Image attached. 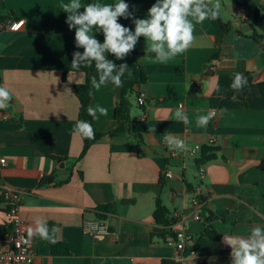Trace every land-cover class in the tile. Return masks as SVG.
Wrapping results in <instances>:
<instances>
[{
	"label": "crops",
	"instance_id": "crops-1",
	"mask_svg": "<svg viewBox=\"0 0 264 264\" xmlns=\"http://www.w3.org/2000/svg\"><path fill=\"white\" fill-rule=\"evenodd\" d=\"M250 1L264 7V0ZM66 2L0 0L1 18L24 21L17 32H0V86L12 94L2 110L9 119L0 113V187L21 193L20 216L27 233L39 217L55 240L29 237L35 250L32 264H231L224 234L247 236L252 227H264V171L259 167L264 158V47L253 29L244 33L235 25L238 20L252 23L244 0H221L216 20L197 23L189 17L195 41L166 63L155 61L148 51L151 42L141 36L135 46L137 62L148 80L136 90L145 104L140 106L133 95L131 121L117 120L121 87L108 83L98 91L92 88V106L105 107L107 115L97 113L103 137L82 157V136L73 131L81 121L74 86L98 74L69 76L73 53L82 48L75 45V29L65 23L67 13L60 4ZM80 2L86 5V0ZM155 2L128 0V27L134 31L133 19L146 18ZM256 32L261 36L263 30ZM94 34L102 43V32ZM237 73L249 77L251 87L233 89ZM180 106L188 124L174 118ZM212 110L215 121L197 126V117ZM167 135L182 139L188 149L198 144L217 149L216 158L202 165L203 182L196 163L201 152L172 157ZM211 138L217 139L215 146L208 145ZM193 168L194 181L189 177ZM167 171L174 178H166ZM44 177H53V183L40 186ZM187 184L200 187L204 198L200 220L194 219V192ZM158 198L175 223H156ZM3 210L0 203V243L8 231ZM202 213L215 217L213 225L221 235L216 248L224 253L181 259L166 240L184 227L196 243L205 229ZM99 219L108 223L111 234H85L84 224Z\"/></svg>",
	"mask_w": 264,
	"mask_h": 264
},
{
	"label": "clouds",
	"instance_id": "clouds-1",
	"mask_svg": "<svg viewBox=\"0 0 264 264\" xmlns=\"http://www.w3.org/2000/svg\"><path fill=\"white\" fill-rule=\"evenodd\" d=\"M60 8L67 13L65 23L69 29H75V45L83 52H74L72 58L73 75L82 66L91 67L94 63L97 76L91 78V87L99 90L112 83L116 87L123 85L122 77L129 70L126 63L117 65L107 58L112 54L117 60H123L132 52L141 36L150 41L148 51L155 54V61L166 63L178 54L186 52L195 41V24L206 19H219L222 11L221 0H156L148 9L146 18H134V31L119 23V18L128 19L129 5L125 0L115 4L88 3L82 5L80 0L61 3ZM83 8V11L80 9ZM95 30V31H94ZM102 32L101 43L94 33ZM151 58V57H150ZM71 81V80H70ZM246 85V78L241 73L235 74L232 88L240 90ZM89 95L92 92L89 91ZM12 101V94L6 86H0V110L7 109ZM93 120L99 115L106 116L107 109L100 105L87 108ZM214 110L197 117V126H207L216 116ZM175 119L188 124L189 119L183 106L177 108ZM82 137L92 139L95 136L93 126L88 121H77L74 130ZM164 140L170 150L187 151L188 145L180 138L167 135ZM55 232V229H52ZM28 236H39L55 243L46 220L37 217L28 228ZM223 243L231 248V264H264V227L255 226L247 236L224 234Z\"/></svg>",
	"mask_w": 264,
	"mask_h": 264
},
{
	"label": "trees",
	"instance_id": "trees-1",
	"mask_svg": "<svg viewBox=\"0 0 264 264\" xmlns=\"http://www.w3.org/2000/svg\"><path fill=\"white\" fill-rule=\"evenodd\" d=\"M93 0H86V4L92 3ZM117 2V0H114V4ZM125 2L128 4V0H125ZM244 5L247 7V11L249 16L252 18V27H253V34L256 38L260 39L261 36H257V28L264 31V7L259 6L255 3H253L250 0H244ZM129 11V9H128ZM119 23L124 25L125 27H128L127 22L125 21L124 17L119 18ZM224 28L227 30L228 26L224 25ZM241 33V32H240ZM79 52H83V49H81ZM139 55V51L135 47L132 52H130L123 60H117L114 55L111 54L109 57L110 60H113L114 63L117 65H120L122 63H126L129 66L128 72L125 73V75L122 77L123 85L121 86V96H120V102L118 107L116 108L115 117L117 120H125V121H131V109H132V102L131 97L134 95L139 97V93L137 92L136 88L141 85H145L147 83V73L145 69L137 62V56ZM79 72L87 73V74H94L96 73L95 65L91 67L82 66L79 69ZM246 78V85L242 89H246L248 87H251V82L249 77ZM261 88H264V85L260 86ZM74 90L76 93L77 98L79 99L80 107H79V118L81 121H88L92 124L95 136L92 139L82 137L83 139V152L81 154V157L85 155L87 150L96 142H98L102 137L103 134L97 130L96 127V120H93V117L88 114L87 108L89 105L92 106V95H89V91L92 92L91 87V78L87 79L85 83L75 85ZM216 148L213 147H204L201 151V156L196 160V163L198 166H202L211 160L216 158ZM59 161H62L61 158H56ZM260 169L264 171V158L260 163ZM53 183V177H44L41 182L40 186H45L48 184ZM190 191L195 192V190L192 188L193 186L191 184H187ZM201 201H204L203 197H200ZM0 203L4 205V213L6 214L9 210V206H7V202L4 198V195L2 194L0 197ZM22 204V203H21ZM104 210H110V206L103 207ZM203 215V222L205 224V229L200 235L199 239L196 243H194V249L196 251V254L198 255H212L215 253H224L223 251L217 250L216 246L218 241L221 238V235L216 230V228L213 225V222L215 220V217L213 215H206L205 213H202ZM170 211L169 209L164 205L162 199L158 198L156 201V207L154 211V219L157 224L169 226L173 223H175V220L170 219ZM7 235L11 231V226L8 224L6 226ZM57 244H53V251L56 250ZM188 254V253H187ZM164 264H169L168 262H164Z\"/></svg>",
	"mask_w": 264,
	"mask_h": 264
},
{
	"label": "built area",
	"instance_id": "built-area-1",
	"mask_svg": "<svg viewBox=\"0 0 264 264\" xmlns=\"http://www.w3.org/2000/svg\"><path fill=\"white\" fill-rule=\"evenodd\" d=\"M24 21H13L10 19H4L0 17V32L1 31H12L17 32L21 29ZM261 44L264 47V31L262 33ZM138 104L140 106L145 104V98L143 95L138 97ZM2 119L8 120L9 115L7 112L0 110ZM216 112V111H215ZM217 114V113H216ZM216 116L211 122H214ZM217 143L216 138H211L208 142L209 146H215ZM202 145H196L193 148L188 149L187 151H174L170 150V155L172 157H179L182 155H189L190 157H196L202 151ZM1 164H6V159H1ZM166 178H174V174L171 171L165 173ZM206 178V172L204 166L199 168V183L203 182ZM2 194L9 206V210L6 213L7 222L11 226V231L7 237L0 243V264H32L35 257V250L30 240L25 222L20 216V207H21V193L11 187L1 186ZM200 187L195 189L193 197L191 199V204L194 209L197 210V213L194 216L195 220H200L201 217L200 209L202 208V203L200 196ZM186 225V223H184ZM83 231L85 234L93 237L109 236L111 234L110 226L108 223L99 219L94 222H86L83 226ZM167 244L171 247H174L179 253L181 259L187 255H196L194 249V239L189 235L186 229L183 227L180 230L175 231L173 234L169 235L167 238Z\"/></svg>",
	"mask_w": 264,
	"mask_h": 264
},
{
	"label": "water",
	"instance_id": "water-1",
	"mask_svg": "<svg viewBox=\"0 0 264 264\" xmlns=\"http://www.w3.org/2000/svg\"><path fill=\"white\" fill-rule=\"evenodd\" d=\"M235 25L244 33H248L253 29L252 25L248 22H242V20H238Z\"/></svg>",
	"mask_w": 264,
	"mask_h": 264
},
{
	"label": "rangeland",
	"instance_id": "rangeland-1",
	"mask_svg": "<svg viewBox=\"0 0 264 264\" xmlns=\"http://www.w3.org/2000/svg\"><path fill=\"white\" fill-rule=\"evenodd\" d=\"M190 176V180L194 181L195 180V176H197V170L195 168H193V171L190 172L189 174Z\"/></svg>",
	"mask_w": 264,
	"mask_h": 264
}]
</instances>
